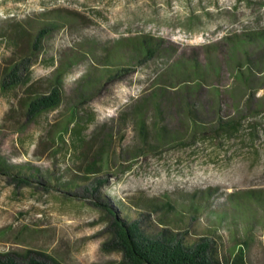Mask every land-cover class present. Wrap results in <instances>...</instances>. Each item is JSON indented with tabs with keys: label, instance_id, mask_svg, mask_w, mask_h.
I'll return each instance as SVG.
<instances>
[{
	"label": "rangeland",
	"instance_id": "obj_1",
	"mask_svg": "<svg viewBox=\"0 0 264 264\" xmlns=\"http://www.w3.org/2000/svg\"><path fill=\"white\" fill-rule=\"evenodd\" d=\"M142 37L152 58L118 48ZM59 69L60 105L28 120ZM0 162L40 180L0 171V254L18 263L116 264L120 203L147 238L207 242L221 264L245 242L264 264V0H0Z\"/></svg>",
	"mask_w": 264,
	"mask_h": 264
},
{
	"label": "trees",
	"instance_id": "obj_2",
	"mask_svg": "<svg viewBox=\"0 0 264 264\" xmlns=\"http://www.w3.org/2000/svg\"><path fill=\"white\" fill-rule=\"evenodd\" d=\"M20 36L24 37L25 35L22 34ZM36 44H30V46L28 45L26 47L22 45L20 50L36 49ZM121 47L129 50L134 57L140 55L145 59L152 58L159 48V46L147 37L128 39L119 44L118 48L120 49ZM110 59H114L112 52L108 57H104V61L112 63ZM121 67V65H110V67L107 66L102 70L104 84L119 83L126 73ZM16 70V67H14L9 73L7 79L11 80L8 81V85H12V78L16 79ZM62 77V71L60 69L57 70L55 87L50 92L27 97L25 102V116L28 120H35L39 115L52 111L60 105L62 101L60 90ZM140 134L143 137L145 136V128L142 121H140ZM95 166L96 162H91L86 172L91 173ZM0 171L7 175L17 186L31 187L33 183L40 181L28 175L26 172L27 169L11 167L4 162H0ZM104 214L107 220V230L110 238L108 243L103 245V250L107 253L116 252L121 256L120 261L116 264H221L216 248L211 247L207 242L200 244L190 242L174 243L145 237L140 230L139 223L133 219L129 211L120 203H113V205L106 206ZM245 246H247V243L243 242L232 261L227 264H245ZM32 254L44 257L51 264H61L54 258L34 251L26 252V261L23 264H47L46 262L29 257ZM0 264L21 263L16 262L10 255L0 254Z\"/></svg>",
	"mask_w": 264,
	"mask_h": 264
}]
</instances>
